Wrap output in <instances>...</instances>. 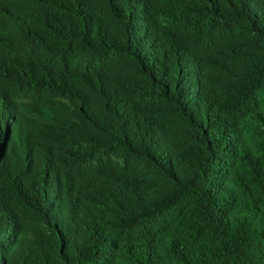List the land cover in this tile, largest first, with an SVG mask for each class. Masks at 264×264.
Instances as JSON below:
<instances>
[{
  "label": "trees",
  "instance_id": "16d2710c",
  "mask_svg": "<svg viewBox=\"0 0 264 264\" xmlns=\"http://www.w3.org/2000/svg\"><path fill=\"white\" fill-rule=\"evenodd\" d=\"M0 264H264V0H0Z\"/></svg>",
  "mask_w": 264,
  "mask_h": 264
}]
</instances>
